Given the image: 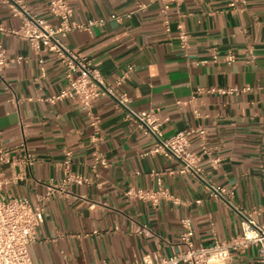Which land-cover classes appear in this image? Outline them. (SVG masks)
Returning <instances> with one entry per match:
<instances>
[{
	"label": "crops",
	"instance_id": "0c3cea01",
	"mask_svg": "<svg viewBox=\"0 0 264 264\" xmlns=\"http://www.w3.org/2000/svg\"><path fill=\"white\" fill-rule=\"evenodd\" d=\"M231 1L183 0L163 11L162 0H68L72 20L85 27L64 40L108 82L133 65L121 90L137 110L155 112L165 136L206 129V139L194 134L190 146L202 174L232 188L234 204L256 210L264 224V0H240L237 8ZM23 2L57 24L50 0ZM180 21L189 32L187 50L178 39ZM22 23L0 0V25L12 30ZM0 43L11 57H23L0 70V143L10 158L0 169L5 192L45 210L29 245L34 264H129L154 251L170 256L179 250L184 218L196 244L240 233L238 212L197 175L168 173L179 162L150 153L153 137L112 97L97 98L90 109L74 99L52 101L67 83L57 54L43 46L35 51L11 33L0 32ZM230 50L233 62L225 59ZM231 88L237 90L220 91ZM96 149L107 159L97 168ZM66 150L73 152L72 171L87 181L63 183ZM156 172H165L162 182L178 203L164 200L155 208L126 196L132 186L157 187ZM229 264H260L258 249L235 251Z\"/></svg>",
	"mask_w": 264,
	"mask_h": 264
},
{
	"label": "built area",
	"instance_id": "2783aa9c",
	"mask_svg": "<svg viewBox=\"0 0 264 264\" xmlns=\"http://www.w3.org/2000/svg\"><path fill=\"white\" fill-rule=\"evenodd\" d=\"M163 11L170 9L172 4H180L183 0H162ZM240 0H232L231 6L237 8ZM13 14L23 17L22 25L17 29H6L0 25V32L11 33L26 39L35 51L41 47L57 54L59 60L66 67L67 83L50 99L52 101L62 99H74L91 108L94 100L101 96H110L115 104L126 111L127 118L135 121L139 128L153 137L154 143L150 150L152 154H162L179 162L177 168L168 169L171 174L193 173L207 184L213 196L223 200L232 206L240 216L241 231L230 238L214 237L209 244H196L194 241L195 230L189 218L182 219L183 231L179 250L164 256L159 251L144 254L129 264H229L234 252L244 250L251 246L258 249L259 262L264 264V224L255 218L256 210H244L234 204V190L224 185L208 181L202 174L198 165L199 155L190 149L191 136L199 135L206 139V129L202 127L184 129L167 137L161 129V119L153 110H137L127 95L121 90L127 78L133 71V65L114 81L108 82L102 75L98 65L92 60L82 57L76 50L71 49L64 38L77 29L85 27L72 20L74 8L68 0H50V12L56 17L57 24L33 14L25 5L23 0H7ZM111 17L121 20V16L113 14ZM94 22H91L92 24ZM167 31H170L168 20H166ZM178 39L181 48L187 50L189 47V32L183 22L178 23ZM214 58H217L214 52ZM235 52L230 50L226 61L235 60ZM22 56L11 57L6 48L0 43V70L12 62L22 60ZM215 90V89H213ZM236 88L220 89L222 92H233ZM96 130H99V119L94 117L92 122ZM73 152L66 150L64 159L60 162L66 175L63 183H82L88 179L81 174L74 173L71 169ZM95 168L98 165H106L105 155L96 149L94 152ZM30 155H28V159ZM10 162L7 150L0 143V163ZM156 172L158 185L154 188L129 187L125 190L126 196L150 203L157 208L164 200H173L178 203L179 199L172 190L162 182V174ZM6 183L4 172L0 169V264H34L29 245L34 240L39 226L45 220L43 206L36 204L26 196H14L4 191ZM200 201V200H199ZM137 231L143 233L146 227H139Z\"/></svg>",
	"mask_w": 264,
	"mask_h": 264
}]
</instances>
